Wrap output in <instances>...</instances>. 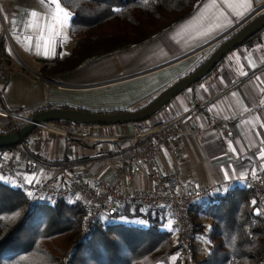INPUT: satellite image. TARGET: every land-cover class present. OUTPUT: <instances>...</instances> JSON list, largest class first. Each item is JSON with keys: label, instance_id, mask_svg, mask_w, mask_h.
<instances>
[{"label": "crops", "instance_id": "0c3cea01", "mask_svg": "<svg viewBox=\"0 0 264 264\" xmlns=\"http://www.w3.org/2000/svg\"><path fill=\"white\" fill-rule=\"evenodd\" d=\"M58 3L60 9L68 12L67 17L52 0H0V64L10 69L6 77L0 78V105L9 111L25 114L50 105L114 113L145 107L241 27L226 36L228 32L264 6V0H203L191 15L141 44L101 58H88L89 62L85 60L73 70L52 72L44 70V62L57 55L66 57L76 42L70 34L72 12L60 0ZM164 35H170L168 39L172 40V56L154 60L165 48L161 42ZM254 36L240 45L242 48H234L204 79L176 95L151 118L139 124L104 125L102 129L107 132L103 137L116 132L133 135L155 126L165 127L172 119L186 116L176 152L168 145L172 140L171 126L149 136L146 142L164 140L162 152L154 159L155 167L162 173H179L190 181L195 171L196 184L217 186L209 198L194 204L198 222L195 251L198 258L199 246L203 256L200 260L212 250L211 213L220 205V196L236 186H248V177L264 169V29ZM12 47L18 57L12 54ZM232 80L239 81L232 84ZM220 119L228 120L236 137L228 138L220 130L212 129L214 121ZM4 120L0 117V121ZM190 126L201 128L203 133L189 132ZM57 136L64 141L41 142L28 149L46 157L48 152L56 151L60 154L57 158H62L68 146L71 160L89 158L80 161L89 176L98 174L109 180L113 179L121 158L135 145L128 140L94 144ZM27 174L32 176L29 180H34L43 172ZM151 185L146 167L126 187L144 190ZM125 218L137 217L119 219ZM167 231L179 243L173 216L172 229Z\"/></svg>", "mask_w": 264, "mask_h": 264}, {"label": "trees", "instance_id": "16d2710c", "mask_svg": "<svg viewBox=\"0 0 264 264\" xmlns=\"http://www.w3.org/2000/svg\"><path fill=\"white\" fill-rule=\"evenodd\" d=\"M60 1L72 12L70 34L76 42L69 55L53 61V72L73 70L88 58H101L141 44L191 15L202 0ZM216 49L185 76L204 64ZM44 70L48 71L46 64ZM50 108L53 107L43 106L34 112ZM130 111L133 110L127 108L114 112ZM22 126L10 124L7 131L0 133ZM7 148L0 147V162ZM68 150L67 146L64 156L56 159L32 153L40 161L55 165L71 160ZM220 197V205L211 213V253L203 260L197 258V264H263L264 213L252 189L236 186ZM31 203V195L22 187L13 188L0 181V264H184L180 242L175 243L172 234L163 228L167 213L173 216L166 207H122L114 216L95 221L87 239L78 242L87 214L80 198L45 202L32 209ZM194 208L193 205L191 217L196 229ZM122 216L146 218L149 226L117 221Z\"/></svg>", "mask_w": 264, "mask_h": 264}, {"label": "built area", "instance_id": "2783aa9c", "mask_svg": "<svg viewBox=\"0 0 264 264\" xmlns=\"http://www.w3.org/2000/svg\"><path fill=\"white\" fill-rule=\"evenodd\" d=\"M239 27L241 25L228 32L226 36L233 34ZM87 62H89L88 59H86ZM9 73L10 69L0 64V78L6 77ZM238 81L232 80V84ZM22 116L24 114L9 111L0 105V117L7 121L4 122V125L11 121L23 123L24 121L20 119ZM185 124L186 116L180 115L165 126L172 127L170 133L172 140L168 143L171 151L176 152L177 144L184 133ZM103 126L97 123L48 121L40 123L38 128L72 141L81 140L95 144L104 140H128L134 143V148L121 158L112 180L98 174L89 176L86 166L78 160L55 165L46 164L25 148L15 145L7 148L8 157L0 162V172L13 175L20 187L31 195V209L45 202H57L72 196L80 198L87 207V214L78 242L87 239L95 221L106 216H114L122 207L141 206L152 209L166 207L173 214L179 230V242L182 246L184 264H197L195 226L191 217V208L196 202L206 200L214 194L217 186L196 184L197 173L195 171L192 172L191 180L188 181V178L182 174H164L155 167L154 159L162 152L164 140L158 139L152 142H146V140L165 127L155 126L135 132L133 135L116 132L111 136L103 137ZM213 128L220 130L225 137H236L228 120H215ZM189 132L201 135L203 130L196 126H190ZM146 167L151 187L144 190L128 189L126 186ZM40 171L43 172V175L39 179L29 180L26 177L27 172L36 174ZM247 181L264 213V169H258L252 173ZM228 185L231 186L233 183H228Z\"/></svg>", "mask_w": 264, "mask_h": 264}, {"label": "water", "instance_id": "95a60500", "mask_svg": "<svg viewBox=\"0 0 264 264\" xmlns=\"http://www.w3.org/2000/svg\"><path fill=\"white\" fill-rule=\"evenodd\" d=\"M240 25L241 28L235 33V35L221 44L204 64L199 66L191 74L182 77L169 86L145 107L130 112L114 113H103L70 107H54L40 110L38 112L26 113L24 116L28 121L23 122L22 128L15 131L0 133V147H10L23 142L38 128L40 123L48 121L121 125L140 122L151 118L166 106L176 95L196 82L204 79L234 48L242 45L248 39L264 29V6L257 10L253 16L241 22L238 26ZM43 78L47 81H53L52 78Z\"/></svg>", "mask_w": 264, "mask_h": 264}, {"label": "rangeland", "instance_id": "374dc122", "mask_svg": "<svg viewBox=\"0 0 264 264\" xmlns=\"http://www.w3.org/2000/svg\"><path fill=\"white\" fill-rule=\"evenodd\" d=\"M202 1L198 4V6L201 5ZM198 6H197V8H198ZM169 36L170 35H164L163 37H161V42L163 43V45H165L167 53H165V48H164L163 50H161L160 54H156L154 56V58H153L154 60H161L162 58H164V56L165 57L172 56V40L168 39ZM6 40L9 41V37L8 36L6 37ZM243 46H245V45H243ZM238 48H242V46H240ZM12 49H13V51H11L12 54H14V56L18 57L17 54L14 51L15 48L12 47ZM57 57H60V56L57 55L53 60H49V61L44 62V64L47 65L48 70H50V71L56 70V68L54 66L55 63L53 61ZM20 119L22 121H28L27 118H25V117H20ZM4 122H7V121L6 120L0 121V130H3V131H7L10 124H12L16 128L18 127L19 124L23 125V123L20 122V121H15V122L11 121V122H9L6 125H4ZM105 133H107V132H105V131L102 132V134H105ZM56 140L64 141L61 137H59L57 135H54V134L49 133L47 131H44L41 128H37L30 136L27 137L26 141H23V142L19 143L18 145H15V146L16 147L25 148L26 150L29 151L28 148L29 147H34L36 144L39 145L41 142H44L45 144H48V143L54 142ZM70 141H72V140H70ZM69 144L71 145V143H69ZM53 149L55 150V148H53ZM72 152H73V147L70 146V153H72ZM48 156L50 158H57V157L60 156V154L58 152H56V151H53V152L50 151V152H48ZM7 157H8V154H7V151H5L4 159L1 162H3L5 159H7ZM26 177L28 179H30V177H32V176H30L29 174H26ZM0 181L2 183L6 184V185H9V186L13 187V188L20 187V185L17 182V180L15 179V177L13 175L7 173V172H0ZM166 216H167V220H166L165 224L163 225V228L166 229V230H171L172 229V216H170L169 212L167 213ZM117 221H120V222L128 224V225H136V226H142V227L149 226L148 219L143 218V217H137V218H132V219L131 218H125V219H119ZM76 243H77V241L72 243L70 249H72L75 246ZM197 252H198L199 260L202 259L203 256H202V254H201V252L199 250V246L197 248Z\"/></svg>", "mask_w": 264, "mask_h": 264}, {"label": "snow or ice", "instance_id": "6c2138e0", "mask_svg": "<svg viewBox=\"0 0 264 264\" xmlns=\"http://www.w3.org/2000/svg\"><path fill=\"white\" fill-rule=\"evenodd\" d=\"M52 2L57 4V9H58L59 11H62V12H63L64 17H67V16H68V12H67V11H63V9H60V8H59L58 0H52ZM33 15H35V14H33ZM230 147H231V145H230ZM233 150H234V149H233ZM262 156H264V153H262ZM173 259H175V257H173Z\"/></svg>", "mask_w": 264, "mask_h": 264}, {"label": "bare ground", "instance_id": "6f19581e", "mask_svg": "<svg viewBox=\"0 0 264 264\" xmlns=\"http://www.w3.org/2000/svg\"><path fill=\"white\" fill-rule=\"evenodd\" d=\"M22 117H24V116H22Z\"/></svg>", "mask_w": 264, "mask_h": 264}]
</instances>
